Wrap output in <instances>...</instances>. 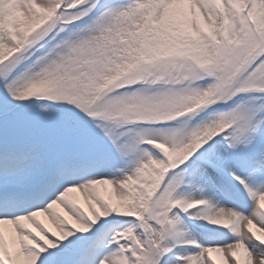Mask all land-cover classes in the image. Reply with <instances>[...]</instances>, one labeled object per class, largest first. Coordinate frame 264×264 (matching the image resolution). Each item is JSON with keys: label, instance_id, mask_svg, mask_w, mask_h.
Listing matches in <instances>:
<instances>
[{"label": "snow or ice", "instance_id": "1", "mask_svg": "<svg viewBox=\"0 0 264 264\" xmlns=\"http://www.w3.org/2000/svg\"><path fill=\"white\" fill-rule=\"evenodd\" d=\"M0 264H264V0H0Z\"/></svg>", "mask_w": 264, "mask_h": 264}]
</instances>
